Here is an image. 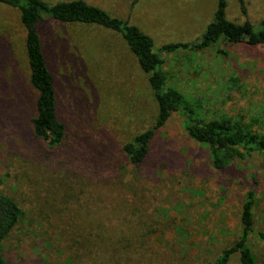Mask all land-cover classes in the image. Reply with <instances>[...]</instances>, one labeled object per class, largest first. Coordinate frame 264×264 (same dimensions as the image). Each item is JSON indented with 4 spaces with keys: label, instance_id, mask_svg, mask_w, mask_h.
Masks as SVG:
<instances>
[{
    "label": "rangeland",
    "instance_id": "1",
    "mask_svg": "<svg viewBox=\"0 0 264 264\" xmlns=\"http://www.w3.org/2000/svg\"><path fill=\"white\" fill-rule=\"evenodd\" d=\"M50 3L73 0H45ZM128 20L154 43L168 84L204 115L258 121L264 132V44L218 42L205 50H161L192 45L212 22L217 0H83ZM226 19H264V0H226ZM54 78L57 116L65 127L54 152L32 135L37 91L29 82L25 30L16 10L0 5V193L22 212L1 246L6 264H75L63 232L65 212H140L150 220L151 264H207L232 245L247 192L254 194L255 230L264 231V165L257 156L225 171L212 167L208 148L191 139L174 115L158 131L140 166L124 146L151 128L158 109L148 76L119 33L96 25L41 24ZM71 215V213H69ZM256 264L264 245L250 242ZM227 264H239L233 255Z\"/></svg>",
    "mask_w": 264,
    "mask_h": 264
},
{
    "label": "trees",
    "instance_id": "2",
    "mask_svg": "<svg viewBox=\"0 0 264 264\" xmlns=\"http://www.w3.org/2000/svg\"><path fill=\"white\" fill-rule=\"evenodd\" d=\"M139 0H132L133 8ZM245 13L243 0H238ZM0 5L16 10L25 30V54L29 69V82L37 91L36 114L31 120L32 135L50 152L63 143L65 127L57 116V98L53 75L47 65L38 28L41 24L96 25L119 33L136 58L157 104L155 124L135 136L124 146V152L134 166H140L149 155L156 131L174 115L183 118L187 135L208 148L212 167L225 171L236 160L257 156L264 165V132L258 121L245 122L241 118L219 116L209 119L204 115L199 99L188 100L175 87L168 84L161 70L162 60L154 51L153 40L126 19L112 17L102 9L83 0L50 3L45 0H0ZM226 0H217V8L198 42L169 44L161 48L166 52L178 49L205 50L218 42L264 44V19L255 29L249 21L235 24L226 19ZM254 194L246 193L239 215L241 230L237 240L221 250L213 262L227 264L238 255L239 264H256L250 242L264 245V231L255 230ZM117 201L108 212H65L68 216L63 236L71 250L70 261L75 264H151L155 256L150 244V220L140 212H121L126 208ZM71 213V215L69 214ZM22 217L19 207L10 197L0 193V264H6L1 246L9 240Z\"/></svg>",
    "mask_w": 264,
    "mask_h": 264
}]
</instances>
